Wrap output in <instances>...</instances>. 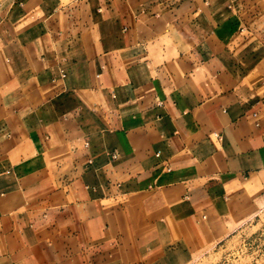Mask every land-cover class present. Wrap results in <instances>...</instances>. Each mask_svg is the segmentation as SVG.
Segmentation results:
<instances>
[{
  "label": "crops",
  "instance_id": "0c3cea01",
  "mask_svg": "<svg viewBox=\"0 0 264 264\" xmlns=\"http://www.w3.org/2000/svg\"><path fill=\"white\" fill-rule=\"evenodd\" d=\"M262 202L264 0H0V264H191Z\"/></svg>",
  "mask_w": 264,
  "mask_h": 264
},
{
  "label": "rangeland",
  "instance_id": "374dc122",
  "mask_svg": "<svg viewBox=\"0 0 264 264\" xmlns=\"http://www.w3.org/2000/svg\"><path fill=\"white\" fill-rule=\"evenodd\" d=\"M264 261V202L242 219L233 234L208 248L191 264H254Z\"/></svg>",
  "mask_w": 264,
  "mask_h": 264
}]
</instances>
